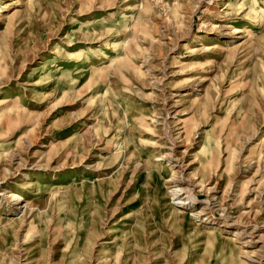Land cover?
<instances>
[{
    "label": "rangeland",
    "instance_id": "obj_1",
    "mask_svg": "<svg viewBox=\"0 0 264 264\" xmlns=\"http://www.w3.org/2000/svg\"><path fill=\"white\" fill-rule=\"evenodd\" d=\"M6 2L0 264H264V0Z\"/></svg>",
    "mask_w": 264,
    "mask_h": 264
},
{
    "label": "bare ground",
    "instance_id": "obj_2",
    "mask_svg": "<svg viewBox=\"0 0 264 264\" xmlns=\"http://www.w3.org/2000/svg\"><path fill=\"white\" fill-rule=\"evenodd\" d=\"M8 6H9V4H7V2H6L5 5H3V6L0 7V9H5V8H7ZM227 7H228V5H227ZM234 32H235V33H240V32H242V29H237V28H235V29H234ZM235 44H236V43H235ZM230 46H231V45H230ZM233 47H235V45H234ZM85 59H86V56H85ZM203 81H204V80H203ZM10 196H11V198H12L16 203H17V202H21V201L24 200L23 196L20 195V194H11ZM173 213H175V214H177V215H183V214H185V212H184L183 210H181V209H179V208H176V207L173 209ZM11 222H12V221H11L10 219L6 220V222H2V225H1L2 227H1L0 231L3 230L4 228H6ZM236 234H238L237 231L234 232V235H236Z\"/></svg>",
    "mask_w": 264,
    "mask_h": 264
}]
</instances>
